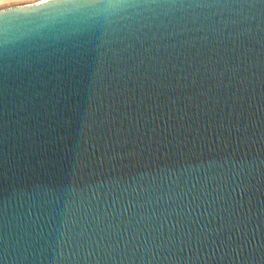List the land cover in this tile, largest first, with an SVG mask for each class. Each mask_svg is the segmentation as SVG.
<instances>
[{
	"label": "water",
	"instance_id": "95a60500",
	"mask_svg": "<svg viewBox=\"0 0 264 264\" xmlns=\"http://www.w3.org/2000/svg\"><path fill=\"white\" fill-rule=\"evenodd\" d=\"M0 264H264V0L0 8Z\"/></svg>",
	"mask_w": 264,
	"mask_h": 264
},
{
	"label": "bare ground",
	"instance_id": "6f19581e",
	"mask_svg": "<svg viewBox=\"0 0 264 264\" xmlns=\"http://www.w3.org/2000/svg\"><path fill=\"white\" fill-rule=\"evenodd\" d=\"M35 0H0V8L12 5V4H20V3H26L31 2Z\"/></svg>",
	"mask_w": 264,
	"mask_h": 264
}]
</instances>
